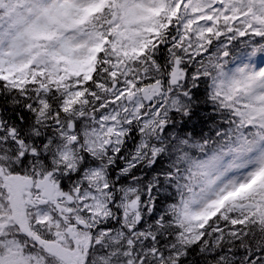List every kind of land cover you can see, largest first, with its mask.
<instances>
[{"label": "snow or ice", "instance_id": "6c2138e0", "mask_svg": "<svg viewBox=\"0 0 264 264\" xmlns=\"http://www.w3.org/2000/svg\"><path fill=\"white\" fill-rule=\"evenodd\" d=\"M0 264H264V0H0Z\"/></svg>", "mask_w": 264, "mask_h": 264}]
</instances>
